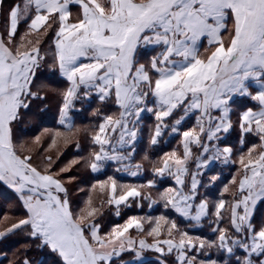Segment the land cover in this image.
Listing matches in <instances>:
<instances>
[{
  "label": "snow or ice",
  "instance_id": "obj_1",
  "mask_svg": "<svg viewBox=\"0 0 264 264\" xmlns=\"http://www.w3.org/2000/svg\"><path fill=\"white\" fill-rule=\"evenodd\" d=\"M4 3L0 184L15 192L24 217L0 229V239L23 231L59 264H116V258L125 264L123 255L139 262L148 252L156 254V264H168L165 257L172 264H264V221L255 223L257 205L264 203V0H12L7 11ZM45 44L52 50L50 70L66 82L57 93L64 131L29 142L18 137L17 124L34 100L45 99L33 90L46 63ZM237 98L256 105L233 121ZM93 100L101 107L92 113L100 122L89 134L85 161L92 173L114 163L118 173L142 174L144 165L132 161L146 115L154 120L150 146L165 135L179 137V144L150 162L145 183L108 176L90 189L98 190L99 204L89 195L73 207L67 185L76 177L64 174L81 160L59 166V143H73L81 131L74 123L77 103ZM109 107L115 111L102 110ZM237 128L241 143L248 136L259 143L233 159L225 141ZM218 163L238 164V174L209 202L200 189L220 179L213 174L204 180ZM165 182L170 186L154 198L151 190ZM145 201L164 212L131 215L103 229L105 205L119 218L122 208H143ZM205 221L214 238L190 234Z\"/></svg>",
  "mask_w": 264,
  "mask_h": 264
},
{
  "label": "trees",
  "instance_id": "obj_2",
  "mask_svg": "<svg viewBox=\"0 0 264 264\" xmlns=\"http://www.w3.org/2000/svg\"><path fill=\"white\" fill-rule=\"evenodd\" d=\"M12 3V0H5L4 9ZM23 29V25L21 26ZM42 52L46 54V63H44L41 69L37 72V78L34 81L35 87L33 90H38L42 96L45 97L44 100H34L31 104L30 110L27 111L20 122L17 124V135L18 137H31L35 134L37 128H51L59 131H64V129L58 124V106L60 104V97L57 94L60 90H63V85L65 81L58 76L53 70H50L49 65L52 63V50L47 47V44L42 46ZM51 89H54V94L48 93ZM101 107L98 102L95 100L91 102H78L77 108L80 109L74 114L75 125L77 128L81 129L80 134L73 137V143H70V153L73 157H86L88 158L89 152L91 150V145L89 141V134L92 130V127L100 122L98 117L93 116V111ZM105 113L110 114L112 111H115L114 108H103ZM148 122H145V127L143 129L144 134L148 130ZM84 130H87L84 131ZM240 139V133L238 129H234L232 134L229 135L225 141L226 144L233 146L235 149L238 147V142ZM79 140L80 148L77 150L75 147V141ZM254 138L248 136L244 140L243 148H247L250 144L254 143ZM147 135H144L143 139L140 141V148L136 150L134 154V162H141L144 165V170L146 176L151 178V161H155L159 154H161L158 149L151 148L147 153ZM147 156L148 160H145L144 157ZM154 158H156L154 160ZM239 168V167H238ZM218 168L215 166L211 171L207 173L204 177L205 182H207L208 176L214 174ZM222 174L220 179L214 184L205 188L200 189L202 197L208 196L209 202L215 201L219 198V194L222 191L223 187L226 184H229L232 177L237 174V171L234 167L221 169ZM109 172L106 171L103 175L94 177L91 174L90 169L82 173V177L85 179L86 186L95 181L107 176ZM69 189V188H68ZM154 196V190H151ZM72 193L69 189V197L71 200ZM225 199H230L228 194L225 195ZM72 201V200H71ZM162 205L153 206V213H156L161 209ZM148 209L147 202H144L143 208H137L135 204L131 208H122L121 216L117 218L114 215V209L109 206L106 207L104 215L100 218L101 224L110 222V224H115L121 221L124 216H131L133 214H142ZM10 214V216L15 217H24V210L22 208L21 202L18 200L16 194L7 188L5 185L0 184V215L1 214ZM261 221H264V203H258L255 211V223L259 225ZM207 226L190 229L194 235H199L201 237L214 238V235L211 232V225L207 221L204 222ZM222 227H226V223H221ZM38 241L30 238L23 231H18L15 234H12L4 239H0V264H22L24 259L31 261V264H59L58 257L48 251L47 249L37 248ZM149 254H152L151 252ZM218 254L213 255V259L217 258ZM129 256L123 255V261L126 260ZM12 263H10L11 260ZM168 264H172V257H165ZM121 258L116 259V264H120ZM146 264H156V262H150Z\"/></svg>",
  "mask_w": 264,
  "mask_h": 264
},
{
  "label": "crops",
  "instance_id": "obj_3",
  "mask_svg": "<svg viewBox=\"0 0 264 264\" xmlns=\"http://www.w3.org/2000/svg\"><path fill=\"white\" fill-rule=\"evenodd\" d=\"M72 11H73V16H75L76 15V13H77V11H78V9L77 8H75V7H73L72 8ZM0 30H2V26H0ZM145 60H146V57H144V58H142L141 59V61L140 62H145ZM59 76V75H58ZM61 78V77H60ZM62 79V78H61ZM66 87V82H65V84L63 85V89ZM255 105H256V102H254V101H251V100H249V99H247V98H243V99H241V98H237V100H236V102L233 104V113L231 114V118H232V120L233 121H236V119L238 118V115H239V113L241 112V111H243L245 108H247V107H251V108H253L254 110H255ZM148 122V130H147V132H146V134H144V131H143V129H144V127H145V122ZM74 123H75V117H74ZM153 123H154V120L150 117V116H148V115H146L145 116V118L142 120V124H141V131H140V135H139V138H138V142H137V145H136V150H138V148H140V141L143 139V137H144V135H147V147H146V152L148 153L149 152V150L151 149V148H156V149H158V151L161 153V154H159L158 155V157H157V159H159V157L160 156H162L165 152H168V151H171V150H173L174 148H177L178 147V144H179V137H169L168 135H165L163 138H162V140H161V142L158 144V145H156V146H150L149 145V136H150V132H149V130H150V128L152 127V125H153ZM238 129V128H237ZM239 131V130H238ZM240 133V132H239ZM231 134H232V132H231ZM230 134V135H231ZM251 137H253L254 138V143H252V144H250L247 148H243V144H244V142L243 143H241V139H239V142H238V147H237V149H235L233 146V151H234V154H237V155H240V153H245V152H247L246 150H248V148L249 147H252V145L253 144H258L259 143V141L254 137V136H251ZM245 140V139H244ZM226 144V143H225ZM226 145H228V144H226ZM230 146V145H229ZM180 151H182V148L180 149ZM235 156V155H234ZM234 156H233V159H234ZM156 158H154V160H155ZM156 159V160H157ZM133 163H140V164H142L141 162H134V159H133V161H132ZM118 165H116V164H109L106 168H105V170L103 171V172H101V173H92L91 172V174L94 176V177H97V176H100V175H103L104 173H106V171H108L109 173L107 174V176H105L104 178H101V179H99V180H103V179H106L108 176H114L117 180H118V182H120V183H126V184H141V183H145L146 182V180L147 179H149L150 177H148L147 179H144V176H146V174H145V170L142 172V174L140 175V176H137V177H131V176H128V175H126V174H123V173H118V172H116L115 171V168L117 167ZM235 165H231V164H229V165H223V164H217L216 165V167L218 168V170L216 171V172H213L214 174H218L219 175V177H220V175L222 174V171H221V169H225V168H231V167H234ZM239 167V166H238ZM91 171V170H90ZM211 175H213V174H211ZM210 175V176H211ZM98 180H95L94 182L96 183ZM168 186H170V182H165V183H162V184H158V186H157V189H153L154 190V196H155V198H156V193L158 192V191H162L163 190V188L164 187H168ZM7 187V186H6ZM8 188V187H7ZM10 189V188H9ZM11 191H13L12 189H10ZM144 191H149L148 189H145ZM14 192V191H13ZM14 194H15V192H14ZM203 198H207L208 200H209V198H208V196H205V197H203ZM153 211V208L152 209H147V211L146 212H144V213H142V215H153V216H155V215H159V214H161L162 212H164V209H163V207L161 206V209L159 210V211H157L156 213H153L152 212ZM172 218H174V219H177V223H178V225L181 227V228H185V227H187V223L185 222V221H183V220H181V219H179L175 214H173V216H172ZM205 226H207L204 222H203V224H202V226L201 227H205ZM208 227V226H207ZM189 231H190V229H189ZM190 234H192L191 232H190ZM192 235H194V234H192ZM150 252H148V253H145V258H144V260L143 261H139V262H137V261H134L133 260V258H132V256H131V254H125V255H127V256H129L126 260H124V262H125V264H146V263H150V262H156V254L155 253H152V254H149ZM117 259V258H116Z\"/></svg>",
  "mask_w": 264,
  "mask_h": 264
},
{
  "label": "rangeland",
  "instance_id": "obj_4",
  "mask_svg": "<svg viewBox=\"0 0 264 264\" xmlns=\"http://www.w3.org/2000/svg\"><path fill=\"white\" fill-rule=\"evenodd\" d=\"M4 11H7V7L4 9ZM21 31H23V29H21ZM48 93L54 94V89H51ZM46 129L48 131H45ZM54 131H56V130L55 129H51V128H43V129L37 128L34 131L35 134L33 136H31V137H28V136L27 137H19V138L21 140H26V141L30 142L37 135H40L42 141H48L50 134L53 133ZM79 134H80V132L77 135H79ZM46 146H47V144H45V147ZM69 146H70V143L67 144V145H64L63 142L59 143V148H60V150H61V152L63 154L60 156V160L58 161V165L59 166H64V165L68 164L73 159H80L81 160L80 165L75 166L72 169L71 172L64 174L66 178H67V176H75L76 177V179L72 183L67 185V187L72 192V193H70L71 194L70 196H71V200H72L71 202L73 204V207L82 206L83 202L88 198L89 195H91L93 200L97 204H99L100 196H99L98 190L90 192L91 186L95 182L93 181V182L89 183L86 186L85 179L82 177V173L88 170V167L86 166V163H85L86 157L77 158V157L71 156L70 147ZM53 153H55V150H53ZM238 156L239 155L235 154L234 159H236ZM35 162L39 163V157L36 158ZM238 166H239L238 164L235 165V169L236 170H238ZM237 174H238V171H237ZM215 175H218V174H215ZM95 180H97V179H95ZM106 207H107V205L104 206L103 211L106 210ZM133 215H142V214H133ZM5 216L8 217L7 220L4 219ZM127 218H128V216H124V218L121 221L117 222V223H122L123 220H125ZM18 219H20V217L10 216V214H6V213L5 214L4 213L1 214L0 215V229H2L5 225H9L10 226V224L12 222H15ZM111 225H113V224H110V222H106V223L102 224V227L106 231ZM12 261H14V260L12 259L10 261V263H12Z\"/></svg>",
  "mask_w": 264,
  "mask_h": 264
}]
</instances>
